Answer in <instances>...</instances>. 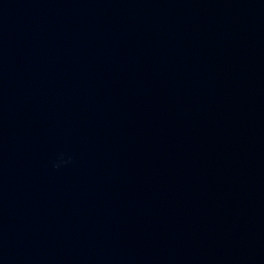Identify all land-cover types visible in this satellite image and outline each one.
Segmentation results:
<instances>
[{
	"label": "water",
	"instance_id": "1",
	"mask_svg": "<svg viewBox=\"0 0 264 264\" xmlns=\"http://www.w3.org/2000/svg\"><path fill=\"white\" fill-rule=\"evenodd\" d=\"M0 264H264V0H0Z\"/></svg>",
	"mask_w": 264,
	"mask_h": 264
},
{
	"label": "clouds",
	"instance_id": "2",
	"mask_svg": "<svg viewBox=\"0 0 264 264\" xmlns=\"http://www.w3.org/2000/svg\"><path fill=\"white\" fill-rule=\"evenodd\" d=\"M58 166H59V164L54 165V167H58Z\"/></svg>",
	"mask_w": 264,
	"mask_h": 264
}]
</instances>
